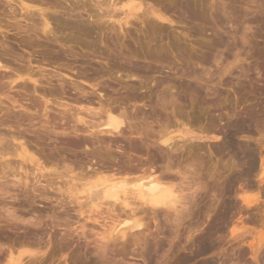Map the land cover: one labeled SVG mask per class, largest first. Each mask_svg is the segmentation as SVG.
Wrapping results in <instances>:
<instances>
[{"label":"rangeland","instance_id":"1","mask_svg":"<svg viewBox=\"0 0 264 264\" xmlns=\"http://www.w3.org/2000/svg\"><path fill=\"white\" fill-rule=\"evenodd\" d=\"M24 1L27 5H34L35 8L36 6L42 8H50L47 10V14H55L54 16H57L60 20L70 22L78 20L83 22H91L92 19L91 17L89 18L88 13H91V11H95L94 13L96 14L97 10L95 5L96 0H46L47 2H45V0ZM111 1L114 2L116 0ZM170 1L171 0H117L116 2H114V12H117V14H115L116 16H114L115 19H120V17H124V12L126 11V9H128V5L132 6L128 11V17H125V19L127 20L130 18L128 24L123 26L122 29L117 27L118 25L115 24L113 27L115 28V31H117V33L107 30V32L105 31V33L101 31V35L99 34V32L98 34L93 33L94 37H92L94 38V40H97L98 38L96 37H99V42L100 40L102 41L100 42V44L105 45V48L108 50L107 52H129L132 56L131 62L137 64L138 66L142 67L144 65L143 67H149L151 65L152 67H150L154 68L152 70H156V68L161 69L163 67L161 70L162 75H172L171 72H174L173 70L176 69L181 74L183 70H191L190 68L192 67L198 71L197 77L199 76V78L195 77L197 80H195L194 77L187 78L183 74L179 76L182 80V86H180V84L177 82L176 89H179L180 91L184 88V90L181 91L183 93H181L182 96H178L180 95V93H175L178 98H182H179L180 102L182 101V105H179L181 103H177V106H179L177 114L175 115V112L172 113L174 109V111H176V105L171 107L173 104L170 103V105L167 104L166 107L167 114L169 113L168 116L170 115L171 117V119L169 117L170 124L167 127V131L170 134L184 135L181 141L182 145L186 149L184 152H182L183 156L185 152L186 154L189 153L187 151V147L190 145V148H195L193 149L195 151L194 153H196L195 155H197L201 151L200 154L197 155L198 157L195 158V155H193L194 157L187 159L191 162L193 158L194 162L192 161V163L195 164L194 167L192 166L193 164L191 165V163L188 161H183V165H187L188 168V165L190 164V167L195 168L196 171H193L194 174H198L196 173L198 171V168H203L201 169L202 173H199L202 174V176L200 177V175L198 174V178H195V175L192 174V169L188 168L186 170L185 166L183 168V165L181 163V167L183 169L179 165V169L181 168L180 171L182 173L180 174L184 177V173L187 171L185 174H189V176H185L186 179L183 178L185 179L183 181L182 177L180 178L181 175L179 176V178H177L178 182L181 180L179 182L181 183V185L176 182L177 186L180 185L178 188H181V190H178L177 186L172 187L175 188L173 190H177L176 195H179V198H177L176 195H174L175 197L172 196V199H179L180 208H177L178 202L175 200L177 202L175 203L177 208L176 211L180 212L178 210H182L184 208L183 207L181 209V204L185 207H192V209L185 208L184 214L182 213L183 210L179 213H182V215H177L178 213L176 211V214L172 215L171 212H175L172 209L170 211L168 210L169 215L168 213H166V216L169 217L166 218V216H164V219L162 215L164 210L158 211L159 213L162 212L161 216L157 211V213L154 212V215H152V211H147L148 214L144 213L145 216H143V213L140 212V215H142L143 218L142 216L140 217L139 214L136 215V217L138 218L137 221L143 223L141 230L134 229V231L133 229L128 228V233L126 235L127 237H125L126 239L123 238L122 240V238H119L117 236L119 238L118 239L114 236V234L113 236L115 240H112L113 236L110 237L112 230L113 233H116V228L125 226L124 224H122L125 220H129L131 222L133 216H129L128 218V216L126 217L125 215H121L117 220V217L113 216L110 212L107 211L106 207L109 203L107 204V201H105L106 199L102 196L101 192H97L96 194H94L93 198H88L86 199V202H88H85L87 187L96 184L98 181L97 179L101 180L102 178L107 177L110 173L103 172L101 173V175L98 174L97 176H91L88 178L81 177L80 174L76 173V170L67 171V174L64 173V175L62 174L63 176L61 175L56 177L55 181L63 183V180L64 183L66 182V184H68L66 186H73V189H71L72 196L60 197L58 193H54V191L52 192L51 190V192H48L49 194L44 193L45 197H43V195L42 197H40L37 192H31L32 182L34 184V180L31 176V178L28 177L29 184L27 186L22 184L10 185V182L14 180L10 174L16 175V172L18 170V173L20 174L17 176L21 177L23 175V173L17 168V163L20 164V162L22 161L19 157H12V161L13 163H15L16 166L13 164V168L10 169L9 172L7 171V174L3 175L4 177L2 176V173L0 174V188H2V184L4 186V184L8 181L6 183L7 185H5L7 186V189L9 188L8 190H10L11 188L12 189L9 191L10 193H7H9L11 196H14L13 194L17 196L12 198L9 197L10 195L8 194L5 195L4 198H0V264H264V239H262V237L264 238V182H260L264 181L262 180L264 179V175L261 176L256 169L254 170V166L253 168L251 167L250 173H247V175H245L244 177L235 178V175H232L237 173V171H233V168H235V166L238 167L239 170L240 168L247 169L252 166L251 164L254 161L252 160L253 157L256 162L255 164H258V162L260 161H264V0H189L192 2L191 5L193 4L192 6H190V8L188 7L189 9L183 7L181 10L176 9L175 14L173 12L172 14L168 13L167 17L171 20V22L161 21L153 16H151V18L149 16L151 20L153 19V21L150 22L153 23V25L147 23L148 21L145 19V12L144 10H142L143 8L145 10L149 6H152L154 8H164L165 6H168L166 4H169ZM8 3L13 5V7L15 6L17 10L19 9V5L21 6L19 0H12L9 2L8 0H0V65H5L6 63L7 66L10 65L11 68H14L15 66V68H17V66L22 64V58H27L30 55L33 57L32 60L35 64L40 62L39 65H41V67L47 68H44V71L48 72V70H60L63 73L72 75L73 71H71V69H83V67L81 66V63L83 61L81 60V58L79 60V53L87 54L89 57L94 54L93 52L95 51H91V48L86 49L87 52H85V50L82 49L83 47L79 48L78 43L68 44V42L65 45L60 46L61 48L58 44H55L52 50L53 52L57 49V51H59L58 53H63L67 51V53L65 52L66 54H63L62 60H56L54 59V57H52L51 59V57L49 58L48 56L45 58H41L40 54L42 52V46L40 43L47 39V36L50 35L48 38L52 40L56 38L55 40H53L56 41L57 39H60L63 36L65 37V35L66 37H69V35L71 36L72 34H74V32L72 33L70 29L65 28L58 29L56 28L57 22L50 20V22H53V24L51 23V27L53 28V34H49L46 36L40 31H36L37 33L33 32L35 34L34 36L33 33V35L30 33L32 35V38L33 36L34 38H36L33 40V44L30 45L29 43L28 45L25 41L29 40L28 34L30 31L26 32L25 30L28 29V27L31 28L33 22L29 21V19L23 20V17L21 19H18V16L21 15L20 13L17 15V17L15 16L16 19L13 18L14 15L12 16L10 5ZM221 4H224L225 8H228L227 10H229L228 16L230 18L228 19V21H223L222 19V22H219L220 19L216 15L220 10L219 6L220 8L223 7V5ZM215 9L218 11H215ZM87 10L91 11L88 12ZM185 10L188 13H184ZM189 12H194L196 16L193 18L189 17V15H187L189 14ZM141 13H143L144 15ZM140 17L141 19H139ZM143 17H145V22ZM96 18L97 17H95L94 20ZM35 20L40 26V22H42L40 17H36ZM141 20H143L144 23L141 22ZM111 22V20L106 22L108 24V27L112 25ZM31 23L32 25H30ZM248 26L250 27L248 28ZM95 34H97L98 36ZM76 36H78L77 33ZM214 36L220 37L221 39L223 38L222 40L225 43L223 45H220V48L218 45L212 44V38ZM150 39L157 43L158 48H162L168 51L172 61L171 64L169 63V65H166L167 62H165L162 64L161 67V64L156 63L154 60H152V58L148 57V54L146 53L141 54L139 52L137 55H135V52L140 48V46L145 52L155 47L154 45H151V43L148 44V41ZM127 46H129L128 48H130V50L128 51H126ZM68 51L70 52L68 53ZM73 52H78V54L75 55L76 58L75 56H72V54H75ZM70 53H72L71 56ZM213 53H218V56L220 55L221 59L219 57H216V61H213ZM112 56L114 57V55ZM72 57L74 58L72 59ZM173 57H175V60ZM34 58L36 59V61H34ZM203 58H208V61L204 63V66L202 68L200 64L202 63ZM176 59H179V61H176ZM37 60L39 62H37ZM167 66H171L169 67L170 69L172 68L170 72H167V70H170L167 68ZM10 67H7V69L0 68V74L2 75L0 81L2 83L4 81V84L5 82H7L6 80H9L8 78H6V75H9L11 73ZM13 74L14 73L11 74L13 78H16L17 75L15 76ZM74 76L75 75H72V77ZM75 78L78 77L75 76ZM68 79L69 78H67V80ZM16 82L18 81L16 80L13 84H16ZM195 82H197V85L195 84ZM186 83L189 84L190 87H192L193 85V87H196V90H194L195 93L190 94L191 88L189 87V89L183 87ZM160 84L161 85H158L154 89L159 90L160 86L162 89V84L164 83ZM8 88V84H5V87L3 88L4 90L0 89V132L4 133V135L14 134L16 138L19 137L18 141H25L24 144L28 146V151L31 154L35 152V157H39L40 155L36 154V152L38 151L36 149L39 148V144L40 147L46 149H44L45 151H47V148L45 144L43 145V140L39 139L37 132V126L39 123L37 122V119L33 121V126L29 125V127L26 122H24V124L20 126H18L15 122V119L17 118L16 115L20 112V110H17L15 104L24 103L23 105L25 106L26 99L24 98H27V95L23 94V92L18 90V86L13 87L12 89ZM87 88L89 87L87 86ZM111 95L114 96V94ZM14 97L17 99V102L13 104ZM169 109L172 111H170ZM79 111L81 112V110ZM87 111L88 110L82 109V114L86 117L88 115ZM13 114L15 115V118ZM34 115L37 114L34 113ZM190 115H192L193 117ZM6 119L7 122L5 121ZM238 120H241L238 122V124L240 122L243 123L242 125L241 123L239 124L241 126L236 123V121ZM26 128L27 130L25 131ZM32 129L34 132L32 131ZM34 129L36 130V134ZM17 130L22 131V133H18ZM53 134L54 133H52L51 136L49 134L52 139H54L53 136L55 137L57 135L56 137L61 140L60 138L63 136L59 134ZM229 140L232 145L231 147H228V149L230 148L228 151L224 147L226 144H228ZM53 143L54 142L51 141L49 144L52 145ZM34 144L36 145V147ZM221 144L222 146H220ZM234 144L237 145L235 146ZM186 145L188 146L186 147ZM196 147L198 148L196 149ZM218 147L220 148V151H216L217 149L215 148ZM238 148H240L241 150ZM248 149L250 152L248 151ZM210 150L212 152L214 151L212 156L209 155V153L211 152ZM245 151L248 152L249 155L243 156L241 152ZM233 152L235 155H233ZM229 154H232L234 157H238V159H236L235 161H238L239 159L240 162L242 160L247 161H243L244 163L242 162L243 166L240 162H237L236 165L233 166V164H231L232 160L230 159H233L234 157L231 158ZM173 157H175V155ZM198 158L199 164L204 163L202 166L199 165V167L197 166ZM201 160L203 163L200 162ZM23 162L24 164L21 163V166L23 165L24 169L26 168L27 170H29L34 167L28 161H26V163L28 162L27 165H25V161ZM185 162H188V164H186ZM212 163L214 166L212 165ZM215 164L217 167L215 166ZM230 164L233 166V168ZM31 165L33 167H31ZM229 165L230 167H228ZM46 166L49 167L50 165ZM219 166L222 170H224L223 166L226 167L227 169L225 170L227 172L225 170L221 172L222 170L219 168ZM15 167L17 169H15ZM76 174L77 177L75 176ZM227 174H229V176ZM192 176H194V178H191ZM23 177L24 175L22 176V180ZM52 177L55 176L52 175ZM244 178L248 180H245ZM88 181H93L94 184L89 183ZM196 181H198L197 186L199 187L196 186ZM242 181H244L245 185ZM41 182L43 184L35 183L34 186H38L37 188H40L39 191H44L46 189L49 190V188L46 187H44L46 188L44 189L43 185L45 184V182L42 180ZM250 182L251 184H249ZM85 183L89 184L85 185ZM185 183L188 185L186 186ZM6 186L3 188H6ZM83 187L85 189H83ZM186 187H189L188 189H190L191 187V190H188ZM127 188H130V190H126V192H128V195L127 193L125 194L126 198L131 194V192L129 191H132L133 196L130 195L131 197H128L132 199L135 196L136 191L132 190V187L130 185L127 186ZM204 188L205 191L202 190ZM192 189L193 191L195 190V194H197V192H200V194L198 193L199 196L195 195L194 197ZM222 189L224 190L221 192ZM190 191L192 194H190ZM227 192L228 195H226ZM184 193H188L189 195L187 194V197H185L186 195ZM216 193L217 196L214 195ZM0 194L4 196V194H2V191ZM238 195L241 197V199ZM245 195L248 196V199ZM121 196L120 197L123 198V194H121ZM180 196H182L183 199ZM188 196H193V198L189 199L190 197ZM199 197H202L203 199ZM58 198H64V200L66 201H64V204H68V207H66V205L61 204H59L61 205L59 206L57 202ZM236 198H238V202L235 201L236 204L235 207H233V210H231L232 208L228 209V216L226 215V220L224 221V223L223 221H218V223H216L217 228H214L210 234V237L205 240V245H207L209 249L206 250L207 252H203V249L201 251L199 249L201 247V242H199L200 236H202L206 229L211 226L215 216L217 215H215L212 211L215 210L214 208L219 206L217 204L218 202L216 199H218V201L220 200L219 204H223L227 203L229 199L235 200ZM131 199L129 200L131 204H135L136 202L132 203L134 201V198L133 200ZM136 199L137 197H135V201ZM187 199L189 200V202ZM194 199L196 201H194ZM226 199L227 201H225ZM244 199L245 201L248 200L247 202H250L251 200V205L248 203L247 206V204H245ZM71 200L76 201L72 202L74 203L72 204L70 202ZM192 200L196 204H194V208ZM214 200L216 201L214 202ZM252 200L254 201L252 202ZM104 201L105 203H102ZM210 201L211 204H209ZM75 203L77 204L75 205ZM79 203L82 207L78 206ZM83 203H86V205H84ZM237 203L239 205H237ZM186 204H188V206ZM208 204L210 206H208ZM214 204L215 207L213 206ZM211 205L213 208L211 207ZM75 206H77L78 209ZM219 208L221 209V206H219ZM249 208H251V210ZM79 209H82L81 212L78 211ZM186 209L188 210V212ZM190 209L191 212L193 209L194 211L190 213ZM215 211L217 213L219 212L218 209H216ZM211 212H213L215 216ZM12 213H14V215ZM151 215L153 216V219L151 218ZM212 215L214 218L211 217ZM170 217H172V219H170ZM97 218L98 220H96ZM120 218L122 219V222L121 220H119ZM209 218H212L213 220ZM90 219L93 220L91 221ZM155 219H157L158 224H160L158 225L155 221V225L159 226L158 228L154 226ZM118 222L120 223L118 224ZM177 223H179V225ZM85 225L86 227L84 228ZM232 226L233 229L234 226L238 228L237 231L239 235L233 237L230 234ZM113 227L115 228L113 229ZM144 227L146 228V230L144 229ZM123 228L127 229L125 227ZM119 230H121V228ZM82 231H84L83 234ZM202 231L203 233L201 234ZM136 235L137 237L138 235H142L144 238L141 237L142 239L139 238L141 239L139 240L137 237H135ZM133 238L136 239V241ZM143 239L144 241H146L143 242ZM137 240H139L138 243ZM251 245H253V248L256 249V258L253 257L251 253ZM188 257H192V260L190 259L185 263L184 259Z\"/></svg>","mask_w":264,"mask_h":264},{"label":"bare ground","instance_id":"2","mask_svg":"<svg viewBox=\"0 0 264 264\" xmlns=\"http://www.w3.org/2000/svg\"><path fill=\"white\" fill-rule=\"evenodd\" d=\"M9 1H12V0H8V2ZM31 1H33V0H31ZM116 1H114V2H116ZM193 1H195V0H193ZM19 2L21 3V6L19 5V9H18L19 11L16 9L15 6L13 7V5H11L9 3L8 4L10 5L12 16L14 15L13 18L16 19L17 15L20 13L22 16L19 15L20 17L18 16V19L19 18L21 19L23 17V20L29 19V21L33 22V25H32V23L30 24V25H32V27L31 28L28 27V29L25 30L26 32L30 31L28 34L29 40L25 41V42H27L28 45H29V43H30V45L33 44V40L36 38V37L34 38V36H35L34 33H37L38 31H40L42 34H44L46 36L49 34H53V28L51 27L52 26L51 23L53 24V22H50V20L57 22L56 28H58V29H64V28L70 29L72 31V33L74 32V34H72L71 36L69 35V37H66V35H65V37L63 36L60 39H57L56 41H53L56 38H54L52 40V39L48 38L50 35L47 36V39H45L44 41H42V43H40L42 46V48H41L42 52L40 54L41 58H45L48 56L49 58L51 57V59H52V57H54V59H56V60H62L63 54H66L67 51H65L66 53L63 51H62L63 53H58L59 51H57L56 48H55L56 51L54 50L55 52L54 51L52 52V50H53L55 44L56 45L58 44L60 47L62 45H65L68 42H69L68 44L78 43L79 48L83 47L82 49L85 50V52H87L86 49H88V48H91L90 50L91 51L94 50L95 52H93L94 54L91 55L90 57L87 54H80L79 53V55H80L79 60L81 58V60L83 61L81 63V66L83 67V69L73 70L70 68L71 71H73L72 75H75L78 78H75V76L72 77L71 74L68 75L67 73L61 72L60 70H57V71L48 70V72L44 71L47 68L44 67L45 68L44 69L43 67H41V65H39L40 62L38 60H37V62H39V63L35 64L32 60L33 57L30 55L27 58L26 57L22 58V64L17 66V68H15L16 66L14 68L13 67L11 68L10 65L7 66L6 63H5V65H0L1 69L2 68L7 69V67L11 68L10 69L11 73L9 72L10 74L6 75L7 77L5 76L6 78L9 79V80H6L8 83L5 82V84H8V87H9L8 89H12L13 87L18 86V88H19L18 90L23 92V94L27 95L26 96L27 98H24V99H26L25 106L23 105L24 103L23 104H21V103L15 104L17 107V110H20V112L18 111L19 113L16 112L17 113V115H16L17 118L15 119L16 124L18 126H20V125L24 124V122H26L28 127H29V125L33 126V121L35 119H37V122L39 123L37 126V130H38L37 132H38L39 139L43 140L42 141L43 145L45 144L46 148H47V151H45L46 149L40 147V144H39V148L36 149V150H38L36 152V154H39L40 156L35 157V154H34L35 152L33 153L34 154L33 155L28 151V149H27L28 146H26V144H24L25 141L24 142L18 141L19 137L16 138L14 136V134L10 135L8 133L9 135L6 134L7 135L6 136V135H4V133L0 132V174L2 173V176L4 174H7V171L9 172L10 169L13 168V164L15 165V163H13V161H12V159H13L12 157H17V158L19 157L22 162H20V164L17 163V168L23 173L24 177L22 180L23 175L21 177L17 176L20 174V173H18V170H17L16 175L10 174L11 177L14 179L11 181L12 183L10 182V185L11 184H14V185L15 184H18V185L22 184V185L27 186L29 184L28 177L29 178L32 177V179L34 180V184L35 183H37V184L42 183L41 182V180H42L45 182V184L43 185V188L46 187V188H49V190H50L49 191L46 188H44L46 190L39 191L40 188H37L38 186H34V184L32 182L33 180H32L31 181L32 182V187H31L32 191L31 192H33V191L35 193L37 192V194L40 195V197H42V195H43V197H45L44 193L47 194L48 192H51V190H52V192L54 191V193H58L60 197L61 196L70 197V196H72V190L71 189H73L72 188L73 186H69V187L66 186L68 184H66V182L64 183L63 180H62L63 183L55 181L56 177L61 176L62 174L64 175V173L67 174L66 173L67 171H73V170H76V173L80 174L81 177H88V178L91 176H97L98 174L101 175V173H103V172L110 173L107 177H104L101 180L97 179L98 181L96 184H94L93 181L92 182L88 181L89 183H92L94 185L87 187V189H86L87 194L85 197V202H86V199L93 198L94 194H96L97 192H101L102 196L106 199L105 201H107V204L109 203L107 205L108 208L106 207L107 211L110 212L113 216L117 217V220L121 215H125L126 217L128 216V218H129V216L130 217L133 216L131 222L129 220H125L122 223L125 225L123 227H125L127 229H124L120 225L121 227L116 228V231H115L116 233H113V230L111 232L110 237H112L115 234L114 235L115 237L118 236L119 238H122V240H123V238L127 237L126 235L128 233L127 232L128 228L133 229V230L134 229H138V230L140 229L141 230L143 223L137 221L138 218L136 217V215H138V214L140 215V212L143 213V216H145L147 211H152V215H154V212L164 210L163 214H162V212L161 213L158 212L160 214V216H161V214L163 215V219L165 218L164 216H166V213H168L171 209L175 212L177 208H180V206H179L180 204H179V199H177V200H176V198L172 199V196L176 195V191H177V190L176 191L173 190L175 188H172V187L177 186V183H176V182H178L177 178H179V176L182 174L180 169L182 167L184 168V166H185V164L183 165V161L190 162L187 159L194 157L193 155H195L196 153H194L195 152L193 150V149H195L194 147L192 149V148H190L191 145L190 146L186 145V147L188 146L190 148L189 149L187 147V149H188L187 151L189 153L186 154V152H185L186 155L184 154L185 157L183 156L182 152H184L186 150L181 143L184 135L170 134L167 131V127L170 124V122H169L170 115L168 116L169 113L167 114V108L166 107H167V104L170 105V103L173 104L171 107H173L175 105L177 106L178 105L177 103H181L179 105H182V101L180 102V100H179V98L180 99H182V98L181 97L178 98V96H182L181 91H183L184 88H183V90H180V91H179V89H176L177 88L176 87L177 82L180 84V86H182V82H181L182 80H181V77H179V76L181 74H183L187 78H193V77L199 78V76L197 77L198 71L192 67V68H190L191 70H183L181 74L176 69V70H173L174 72H171L172 75H162L161 74L162 73L161 70L163 68L162 64L165 62H167L166 65H169V63L171 64L172 63L171 57L169 56L168 51H166L165 49H162V48H158L157 43L155 41H153L152 39H150L148 41V44L151 43V45L155 46L154 48H151L145 52L142 50V47L140 46V48L135 52V55H137L139 52L141 54H145V53L148 54V57L152 58V60H154L156 63L161 64V67H162L161 69L156 68V70H152L154 68H151L152 67L151 65H150L151 67L150 66L149 67H143L144 65L142 67L138 66L137 64H134L131 62L132 56L129 52H123V51H118V52H114V53L110 52V51L107 52L108 50L105 48V45L100 44V42H102V41L100 40V42H99V40H98L99 37H96V38H98L97 39L98 41L94 40V38H93L94 34L93 33L98 34V32H99V34H100L101 31L105 33V31L107 32V30L117 33V31H115V28L113 27L115 24L118 25L117 27H119L120 29H122L123 26L128 24V21L130 18L127 20V19H125V17L129 14L128 11L130 10V8L132 6L128 5V9H126V11L124 12L125 13L124 17H122V18L120 17V19H115L114 16H116L115 14H117V12L116 13L114 12L115 11V3L111 0H96L95 5H96V9L98 10V12L96 10L97 15L94 13L95 11H93V12L91 11L92 9L87 10L88 12L91 11V13H88L89 18L91 17V19H92L91 22H83L80 20L70 22V21L60 20L57 16H54L55 14L54 15L53 14L50 15V13L47 14V10L50 8H46V7L42 8V7H37V6L35 8L34 5H27L24 0H19ZM45 2H47V1L45 0ZM16 3H18V2H16ZM42 3H44V2H42ZM191 3L192 2L189 0H171L169 2V4H166L168 6L163 5V6H165L164 8L163 7L154 8L152 6H149L146 10L144 8L142 9V10H144L145 17H146V18L143 17V19L145 18L148 21L147 23H150L153 21V19L152 20L150 19L151 16H153L156 19H159L161 21L171 22V20L167 17L168 13L172 14V12H173L175 14L176 9L181 10L183 7L184 8H188V7L190 8V6L193 5V4L191 5ZM194 3H196V2H194ZM221 5H223V7L220 8V6L218 5L220 10L218 11L215 9V11H218V13L217 14L215 13V14L220 19L219 22H222L221 21L222 19H223V21L224 20L228 21V19L230 18L228 16L229 10H227L228 8H225L224 4H221ZM82 6H84V5H82ZM79 8H80V6H79ZM216 8H218V7H216ZM54 9H56V8H54ZM188 9H186V10H188ZM118 10H119V8H118ZM124 10H125V8H124ZM186 10L184 11V13L187 12ZM71 11H72V9H71ZM75 14H73V15H75ZM141 14H143V13H141ZM187 15H189V17H191V18L196 16L194 12H189V14H187ZM94 16L97 17L95 20H94V18H95ZM149 16H150V18H149ZM180 16H182V15H180ZM36 17H40V19L42 20V22H40L41 24L39 23L40 26L38 25L37 21L35 20ZM137 19H138V17H137ZM139 19H141V17ZM145 19H144V22H145ZM109 20L112 21L111 22L112 25L110 24L111 25L110 27H108V24L106 23ZM149 20H151V21H149ZM34 21H36V22H34ZM141 22H143V20H141ZM150 24L153 25V23H150ZM249 27L250 26H248V28ZM22 30H24V29H22ZM30 33L34 34L33 38H32L33 34L31 35ZM76 33L78 36H76ZM116 33H115V35H116ZM97 34H95V35H97ZM222 39L220 37L214 36L212 38V44L218 45L220 48L221 47L220 45H223L225 43V42H223ZM128 47L129 46L126 47V51L130 50V48H128ZM224 47H226V46H224ZM90 50H89V52H90ZM69 52L70 51H68V53ZM73 53H75V52H73ZM71 54L72 53H70V56H71ZM76 54H78V52L75 54H72V56H75ZM111 54L114 55V57ZM79 55H77V56H79ZM68 56H69V54H68ZM216 57L220 58L221 56L220 55L218 56V53H213L212 54V60L216 61V59H215ZM19 58H21V57H19ZM73 58L74 57H72V59ZM75 58H76V56H75ZM144 58H147V57H144ZM173 58L175 60V57H173ZM34 61H36V59ZM176 61H179V59H176ZM207 61H208V58H203V60H202L203 64L201 63L200 66L203 68L204 63ZM61 63H62V61H61ZM34 67H35V69H34ZM169 67H171V66H167L168 69H170ZM171 70H172V68L170 70H167V72H170ZM6 73H7V71H6ZM12 73H14L13 75H15V76L17 75L16 78H13V76L11 75ZM157 76H158V78H157ZM3 77H4V74H3ZM66 77L69 79L67 80ZM0 78H2L1 74H0ZM196 78H195V80H197ZM16 80L18 82H16V84H13ZM160 83H164V84H162L163 88L161 89V86H160L159 90L154 89L158 85H161ZM196 83L197 82H195V84ZM5 84H4V81H3V83L0 81V89H3L5 87ZM12 84L15 86H13ZM83 84L87 85L89 88H87V86H84ZM183 87L189 88L190 85L186 83L185 86H183ZM192 87H190L191 88L190 94L195 93L194 90H196V87H193V88ZM175 93L176 94L180 93V95L177 96ZM111 94H114V96ZM16 102H17V99L14 97L13 104ZM193 105H194V103H193ZM178 107L179 106L176 107L177 108L176 111H174L175 110L174 108H172V109H174L173 111L170 109L169 110L172 111V113L175 112L174 114L176 115ZM82 109L88 110L87 114L89 115V117H88V115L86 117L85 115L82 114L83 113ZM79 110H81V112ZM34 113L37 115H34ZM179 114H180V112H179ZM190 116H192V115H190ZM192 117H190V118H192ZM14 118H15V115H14ZM170 119H171V117H170ZM241 120L236 121V123L238 124V122ZM5 121L7 122V119ZM5 121H4V123H5ZM242 124L243 123H241V125ZM241 125H239V126H241ZM26 130H27V128L25 129V131ZM23 131H24V129H23ZM32 131H33V129H32ZM17 132L20 134L22 133V131H20V130H17ZM52 133L59 134L61 136L63 135L65 137L62 136L63 138L61 137L60 138L61 140H59L56 137L57 136L56 135L55 137L53 136L54 139H52L50 137ZM35 134H36V130H35ZM49 134H50V136H49ZM17 136H18V134H17ZM19 136H21V135H19ZM36 140H38V139H36ZM51 141L54 142L52 145L49 144ZM231 145L232 144L229 140L228 144H226L224 148H226L229 151L230 148L228 149V147H231ZM234 145L236 146L237 144H234ZM220 146H222V144ZM35 147H36V145H35ZM197 148L198 147H196V149ZM221 148H223V147H221ZM215 149H217L216 151H220L219 147L215 148ZM238 149H240V148H238ZM239 151H237V152H239ZM248 151H249V149H248ZM69 152H71V153H69ZM200 152L198 154H200ZM251 152H253V151H251ZM179 153H180V155H179ZM213 153H214V151L213 152L211 151L209 153V155L212 156ZM241 153L243 156L249 155L248 152H246V151L241 152ZM174 155H175V157H173ZM197 155H195V158L198 157ZM233 155H235L234 152H233ZM233 155L232 154L230 155L231 158L234 157ZM236 155H237V153H236ZM178 157H180V158H178ZM235 157H237V156H235ZM216 158H217V156H216ZM234 158L230 159V160H232L231 164H233V166L236 165L237 162H240L239 161L240 159L238 161H235L236 159H238V157L235 159ZM243 158H245V157H243ZM227 160H229V159H227ZM252 160H254L253 163L251 164L252 166H250L247 169H241L239 166V168H240V170H239L238 167L235 166V168H233V166L230 164L231 167L233 168V171H237V173L232 174V175H235V178L236 177H244L245 175H247V173H250L251 167L253 168V166H254V170L256 169L259 172V174L261 176H263L264 175V161H260V162H258V164H255L256 162H255L254 157ZM23 161H25V163H26V161H28L34 167L31 165V167H33L32 169H29V170H27L26 168L24 169V166L23 165H22L23 167L21 166V163L24 164ZM192 161L194 162L193 158L190 162L191 165L193 164ZM197 161H198V163H197L198 165L197 164L196 165L198 167H199V165L202 166L204 164L202 162V160L200 162H202L203 164H199V158ZM243 161L244 160H242L240 162L241 165L244 162H246L247 160L244 162ZM15 162H17V161H15ZM188 162L187 163L185 162V163L188 164ZM27 163L25 165H27ZM181 163L183 165L182 167H181ZM213 163H214V161H213ZM213 163H212V165H213ZM240 163H238V164H240ZM46 165H48V166L50 165V166L47 167ZM179 165L181 167L180 169H179ZM189 165H188V168L192 169V174H194L193 171L194 172L196 171V169L193 168L195 164L192 165L193 167H190ZM230 165L228 167H230ZM249 165H246V166H249ZM197 166H195V167H197ZM215 166H216V164H215ZM224 166H223L224 170L227 169ZM221 167H222V165H221ZM17 168L15 167V169H17ZM188 168L186 165L185 169L187 170ZM219 168H220V166H219ZM199 169L200 168L197 169L199 172L198 171L196 172L198 174L201 172V169H203V168H201L200 170ZM209 169H211V168H209ZM234 169H238V170H234ZM224 170H222L221 172H223ZM185 173H184L185 176H189V174L187 175ZM190 174H191V172H190ZM198 174H194L195 178H198L199 175H200V177L202 176V174H199V175ZM52 175H54L55 177H52ZM196 175H197V177H196ZM227 175L229 176V174H227ZM75 176L77 177V174ZM185 176L184 177H183V175L180 176V178L182 177V181L186 179ZM232 177H234V176H232ZM64 178H67V177H64ZM183 178H185V179H183ZM191 178H194V176H192ZM201 179H203V178H201ZM222 179H223V177H222ZM224 179H225V177H224ZM238 179H240V178H238ZM245 180H248V179H245ZM262 180H264V179H262ZM174 181H175V183H174ZM244 181H242L243 184H244ZM197 182L198 181H196V183ZM260 182H264V181H260ZM58 183H59V185H58ZM72 183H73V181H72ZM89 183H87V184H89ZM5 184H4V186H3V184L1 185L2 188H0V193L2 191V194H4V196L0 194V196H1L0 198H2V197L4 198L5 195H8L10 193L9 191L12 189L10 187L11 189L8 190L9 188L7 189V186H6L7 184L6 185ZM87 184L85 183V185H87ZM179 184L181 185V183H179ZM249 184H251V182ZM129 185L132 187L131 188L132 190L136 191L135 196L133 197L134 201L132 203L136 202L137 204L136 203L131 204V202L129 201L131 198H128V197L133 196L132 191H129V192H131V194L129 193L131 196L129 195L126 198L125 194L127 193V195H128V192H126V190H128V189L130 190V188H127V186H129ZM187 185L188 184H186V186ZM197 185H198V183L196 184V186ZM5 186H6V188H3ZM179 186H177V188ZM191 187H190V189H188L189 187L188 188L186 187V188L188 190H191ZM197 187H199V186H197ZM226 187H225V189H226ZM83 189H85V188L83 187ZM178 190H181V188L180 189L178 188ZM202 190L205 191V188ZM223 190L224 189H222L221 192ZM192 191H193V189H192ZM7 192H9V193H7ZM5 193H7V194H5ZM198 193L200 194V192H197V194H195V190H194L193 191L194 197H195V195L199 196ZM220 193H218V194H220ZM121 194H123V198H121L122 197ZM187 194H185L186 195L185 197H187ZM190 194H192L191 191H190ZM13 195L14 196L10 195L9 197H12V198L17 197V196H15V194H13ZM214 195L217 196V193ZM221 195H223V194H221ZM226 195H228V192ZM182 196H180V197H182ZM190 196H188V197H190ZM245 196H247V195H245ZM245 196H243V197H245ZM135 197H137L138 202H137V199L135 201ZM176 197L179 198V195L178 196L176 195ZM183 197H182V199H183ZM133 198L131 200H133ZM192 198H193V196L190 197L189 199H192ZM199 198H202V197H199ZM25 199H26V197H25ZM237 199L238 198H236L235 200L229 199L227 203H223V204L220 203L222 205L219 204L220 200L218 201V199H216L218 202L217 204L219 206H221V209L219 208V206H217L218 208L217 207L214 208L215 210L216 209L219 210L218 213L215 210H212L214 212V214L215 215L217 214V215L215 216L213 214V212H211L215 216V218L213 217V215L211 216L212 218H214V221L211 224V226L208 225V226H210L209 228L206 227L207 229L204 233H203V231L201 232V234L203 233L202 236H200V241H199V242H201V247L199 248L201 251H202V249H203V252L206 251L207 249H209V247L207 245H205L206 244L205 240H207L210 237V234L213 231V229L217 228L216 223H218V221H220V222L223 221V223H224V221L226 220V215H227L228 209L232 208L231 210H233V207H235L236 202H238ZM240 199H241V197H240ZM247 199H248V196H247ZM68 200H69V198H68ZM76 200H71L70 202L72 203ZM185 200H186V198H185ZM216 200H214V202ZM64 201H65L64 198H58V201H57L58 205L59 204L66 205V204H64ZM105 201L102 203H105ZM194 201H196V200L194 199ZM194 201L192 200L193 208H194V204H195ZM225 201H227V199ZM242 201H243V199H242ZM244 201H245V199H244ZM247 201H245V204H247V206H248V203L250 204L251 200H250V202H247ZM253 201L254 200H252V202ZM49 202H50V200H49ZM188 202H189V200H188ZM86 203L85 204L83 203V204L86 205ZM175 203L178 204L177 208H176ZM72 204H74V203H72ZM76 204L77 203H75V205ZM81 204H82V201H81ZM81 204L79 203L78 206H80ZM188 204H186V205L188 206ZM209 204H211V201L209 202ZM209 204H208V206H210ZM22 205H23V203H22ZM61 205H59V206H61ZM67 205H66V207H68ZM96 205H98V204H96ZM119 205H120V207H119ZM237 205H239V204L237 203ZM213 206L215 207V204ZM75 207H77V206H75ZM80 207H82V206H80ZM211 207H212V205H211ZM251 207H253V206H251ZM185 208H191L192 209V207H189V206L185 207L184 205L181 204V209L183 210V212H182L183 214L185 213L184 212ZM77 209H78V207H77ZM191 209H190V213H192L194 211V209H193L191 212ZM249 209L251 210V208H249ZM75 210H76V208H75ZM81 210L79 209L78 211L81 212ZM182 210L179 209L178 211L181 212ZM78 211H77V213H78ZM92 211H93V209H92ZM176 212L175 213L171 212V213L173 215V214H176ZM180 212H177L178 213L177 215H182V213L179 214ZM187 212H188V210H187ZM12 214L14 215V213H12ZM168 215H169V213H168ZM141 216L142 215H140V217ZM143 216H142V218H143ZM135 217H136V219H135ZM168 217L166 216V218H168ZM172 217H170V219H172ZM95 218H93V219H95ZM151 218L153 219V216ZM154 218H157V217H154ZM174 218H175V216H174ZM212 218H209V219H212ZM144 219H145V217H144ZM16 220H17V217H16ZM96 220H98V218ZM119 220H121V222H122L121 218ZM155 221L158 224V222H157L158 220L157 219L154 220V226H156L158 228L159 226L155 225L156 224ZM34 223H36V222H34ZM119 223L120 222H118V224ZM128 223L130 226L128 225ZM159 223H160V221H159ZM175 223H176V221H175ZM36 224H38V223H36ZM67 224H68V222H67ZM163 224H162V226H163ZM177 224L179 225V223H177ZM207 224H209V223H207ZM227 224H229V223H227ZM158 225H160V224H158ZM178 225H175V226H178ZM85 227H86V225L84 226V228ZM145 227H144V229L146 230L147 227L146 228ZM114 228L115 227H113V229ZM120 228H121V230H119ZM236 228L237 227L234 226V229H233V226H232L230 234L233 237L239 235L238 231H237L238 228L237 229ZM242 228H241V230H242ZM148 229H149V226H148ZM83 233H84V231H82V234ZM134 234H136V233H134ZM137 234H138V232H137ZM141 234H143V233H141ZM145 234H146V232H145ZM114 236L112 237L113 238L112 240H115ZM146 236H145V238H146ZM189 236H191V235H189ZM135 237H137V235ZM141 237H143V236L138 235L137 238L139 239ZM141 239H139V240H141ZM262 239H264V238L262 237ZM134 240L136 241V239H134ZM139 240H137V243ZM145 241L143 239V242H145ZM249 244H250V242H249ZM199 245H200V243H199ZM250 249L252 250L251 253H252L253 257L256 258V249L253 248V245H251ZM190 259L192 260V257H190V258L188 257V258L184 259L185 263L187 261H189ZM209 264H211V263H209Z\"/></svg>","mask_w":264,"mask_h":264}]
</instances>
